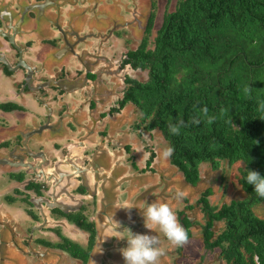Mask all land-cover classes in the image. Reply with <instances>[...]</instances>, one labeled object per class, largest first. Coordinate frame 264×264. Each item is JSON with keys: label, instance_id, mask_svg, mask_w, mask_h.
Wrapping results in <instances>:
<instances>
[{"label": "trees", "instance_id": "1", "mask_svg": "<svg viewBox=\"0 0 264 264\" xmlns=\"http://www.w3.org/2000/svg\"><path fill=\"white\" fill-rule=\"evenodd\" d=\"M154 19L152 12L145 36L123 58V66L146 71L147 78L125 77L119 108L132 104L139 114L137 128L160 132L174 148L170 163L193 186L201 180L203 164L214 170L223 161L243 164L239 182L246 197L214 205L209 187L194 204L186 198L178 218L189 240L192 226L198 223L187 210L200 208L204 246L220 250L219 264H256L254 257L264 264V216L256 211L264 198L245 179L249 170L264 176V109L260 107L264 103V0H180L175 10L165 13L151 42ZM246 86H251L250 95L244 93ZM204 107L214 117L213 123L207 117L198 125L190 123ZM0 108L22 107L0 104ZM181 119L185 123L180 134H170L169 122ZM155 157L153 152L148 166ZM65 216L89 232L87 246L68 237L56 243L41 241L87 264L96 241L95 224L82 211Z\"/></svg>", "mask_w": 264, "mask_h": 264}, {"label": "flooded vegetation", "instance_id": "2", "mask_svg": "<svg viewBox=\"0 0 264 264\" xmlns=\"http://www.w3.org/2000/svg\"><path fill=\"white\" fill-rule=\"evenodd\" d=\"M79 1L0 0V72L7 77L6 81L13 83L19 88L18 92L20 94L25 96L34 95L39 106L44 109L43 113H34L37 118L34 117V114L32 117L30 114H25L26 112L31 113V111H28L21 104L13 101L0 103L15 104L22 107L13 110L0 108V111H20L26 115L24 118H20L23 117L21 113L19 119L12 124H9L6 117L0 116V152L1 149H9V154H13V151L20 150L31 159L38 154L39 157L43 155L45 161L42 164L44 167L51 165L50 167L54 168V163L59 158L56 156L52 160L45 157L41 152L44 149L43 144L31 148L30 140L32 136L37 133L39 135L38 138H35V141H42L41 138L44 136L60 134L64 136V140L68 141V143L76 142L77 146L66 145L60 152L63 155V159L67 160L70 163L69 167H71V170L66 169L67 167L65 166L63 167L65 169L60 167L61 174H66L63 188H61V185L56 188L53 185V182L59 177V174H55L54 169L52 176L51 173L46 171V174H44V170L37 167L38 171L34 173V179L31 183L37 185L35 189L40 197H49L48 191L52 188L50 191L52 194L50 199L52 201L72 211L69 213L82 211L87 216L88 210H92L94 214L99 212L101 189L105 187L106 182L112 181L111 175L105 171L103 162H100L103 157L109 155V152L98 151V147L83 151L80 149V141H77L70 134V132L73 133L76 130L75 120L77 119V114H66V108L71 103H78V101L82 102L75 109L76 111H79L78 109L87 102L90 106L94 104L93 102L95 104L97 102L98 104L105 102L109 107L108 115L116 116L121 114L128 104L124 108H119V102L123 97V90L121 92L120 84L124 83L125 85V77L132 75L130 74L132 68L129 64L123 66V58L130 49L126 51L122 58L119 53V47L114 45L115 42H120V39H122L120 16L118 15L113 21L109 20L107 22L97 19L94 23L101 26V28L99 27L95 31L96 26L91 27L89 23L86 25L84 22L79 23L75 20V9H78L76 4H80L82 0ZM81 8L86 9L85 17L88 16L89 10H93L89 6H85V4ZM110 22L114 26L107 30L106 27L109 26ZM33 37L42 38L35 40ZM112 39L113 43H111ZM51 60L53 66L51 65ZM73 87H76V89L72 90L71 88ZM52 101L60 106L59 111H57V119L54 116L55 109L51 104ZM100 114L102 115V112ZM136 123L137 120L133 123H128L129 135H132L133 138L136 135L142 140L145 138L144 134L147 131L143 128H137ZM77 127L83 128L80 125ZM8 135L10 140L8 142L2 141ZM15 138L16 140L13 141ZM151 155L152 153L148 156V160ZM74 156L75 161L72 160ZM20 159H23V157H20ZM77 161L81 162V165H78ZM8 162V159L0 157V165L6 163L15 166H25L28 163L15 161L12 164ZM153 162L151 165H147L144 171H152ZM27 165L29 168L33 166L31 163ZM101 168L105 172H100ZM87 170H91L92 179L87 176ZM11 176L17 177L13 174ZM23 179L17 180L23 181ZM67 189H71V194L76 196V199L79 197L82 203L68 205L60 200L59 194L66 196ZM4 198L7 199H4L6 202H15V198L10 200V196ZM29 202L36 207V204L32 203L31 200ZM37 209L42 218L41 223H43L42 211L39 208ZM46 209L50 211V214H47L48 218L49 216L51 218L47 225L52 223L51 220L53 222H61L58 224V229L52 228V230L61 240L62 237H67L64 235L63 229L68 222L72 223L65 216L68 212L66 213L57 207L51 209L47 207ZM29 214L35 220H39L38 215L33 211H30ZM93 222L97 230V226H99L97 215ZM33 230L36 229L33 227Z\"/></svg>", "mask_w": 264, "mask_h": 264}, {"label": "rangeland", "instance_id": "3", "mask_svg": "<svg viewBox=\"0 0 264 264\" xmlns=\"http://www.w3.org/2000/svg\"><path fill=\"white\" fill-rule=\"evenodd\" d=\"M97 1L98 0H94L93 2L87 1L88 3L86 6H89L90 8L93 7L94 9L89 10L88 16L86 17V9L78 6V9H75L74 13L75 20L79 23L84 22L86 25L89 23L91 27L96 26L95 31H97L99 27L101 28V26L94 23L97 19L105 22L109 20L113 21L116 19V16L119 15L121 19L120 21L122 22V28L120 29L122 31V39H120V42H115L114 45L119 47V53L123 58L126 51L136 48L145 36L147 23L151 13H155L154 27L150 34V40L153 42L157 30L162 24L165 13L175 10L180 0H101V3L99 2L101 5L96 6V3H98ZM113 26L114 24L110 22L106 29L108 30ZM111 43H113V39ZM130 74L138 79L147 78V72L142 70L134 71L131 69ZM124 86V83L120 84L121 92ZM137 114L138 113L135 112L134 107L129 105L123 118V120L125 119L123 123L124 127H128L127 125L130 122L133 123L136 120L138 122L139 116ZM38 135L39 134L35 133V135L32 136L30 144L35 141V138H38ZM155 136L158 137L155 138L154 143L157 156L152 165L154 167L153 171L141 170L140 173L133 165H131L132 171L134 172V175H132L131 178H126L122 180V182L121 180L119 182H114V184H111L108 187L111 194H114L115 189L117 188L116 193L118 192L123 204L124 201L126 202L131 196L130 205H132V207L130 210L133 213H130L128 216H123L120 212L118 215L119 219L127 223L125 228H130L133 233L157 235L160 237V246L165 248L166 254L160 258L159 264L221 263L222 259L220 258V250L216 249L215 251H210L204 246L200 227V224L204 223V216L200 208L196 207L193 211L187 210L188 215L196 220L198 225L192 226L191 230L193 236L188 240V243L182 247H172L158 229H153V231L147 229L142 214L147 204L153 202H166L175 209L177 217H179L178 211L183 210L187 205L185 199L187 198L189 200V204H194L200 194L209 187L213 189V195L210 196V201L214 205H221L223 202H229L234 198L246 197V193L239 182L240 168L243 164L237 162L233 165H229L226 161H223L218 170L212 169L209 164H203L201 166V180L197 186H193L186 182L183 173L176 166L172 165L169 159L163 160L158 157V152L162 151L169 145L160 132L156 131ZM124 137H128V135ZM15 140L16 138L13 141ZM149 155L150 154H147V156ZM141 157L142 154L140 155V158ZM101 162H103L104 167L110 165V171L116 176V173H113V171L115 172L116 167L114 165L111 166L113 164L112 158L107 159L106 157H103ZM138 164L142 165L139 160ZM129 175L130 174H126V176ZM3 178L5 181L6 177ZM0 179L2 178L0 177ZM107 179H109V177H107ZM107 181L109 182V180ZM118 183L120 184L116 187L117 185L115 184ZM107 184L108 183L106 182V185ZM1 188L2 186L0 189ZM178 189L183 190L186 193V198L179 203L174 199L175 192ZM124 209L128 210L127 208ZM256 211L261 216H264V205L257 207ZM115 219H117V216H115ZM107 221L109 220L106 219L105 223H107ZM57 227L58 226H55L54 229ZM75 229L78 231V234H71V236L75 238L74 240L76 242L86 246V232H82V230L78 228ZM36 230L38 231L39 229ZM40 230H46L48 232L52 231L48 230V228L45 229V227H42ZM33 231L32 227L31 233H28V229H25L22 234L25 239L28 237L29 240H31ZM119 233L120 231L117 230L116 234L118 235ZM116 234L106 232L102 234L104 237L101 239L98 247L96 246L95 249H93L87 264H126L120 249L127 247V241L118 238L116 239ZM122 234L126 236L127 232H123ZM42 235L44 234L42 233ZM46 235L50 236V233H46ZM23 236L20 234L19 236L17 235V237H13L11 234L10 237L6 235L3 238V240L10 241L14 249H8L7 247L0 249V264H83L81 260L73 258L69 254L61 252L59 249L56 251L51 250L52 253L47 251L42 253L40 256L42 259L46 260L41 261L42 259L37 256V251L39 250L38 247L40 246L34 241L30 242L29 240V243L25 244L26 242L20 241ZM55 239L58 241L61 240L60 237Z\"/></svg>", "mask_w": 264, "mask_h": 264}, {"label": "crops", "instance_id": "4", "mask_svg": "<svg viewBox=\"0 0 264 264\" xmlns=\"http://www.w3.org/2000/svg\"><path fill=\"white\" fill-rule=\"evenodd\" d=\"M87 1L93 2L94 0H82V2L80 4L79 3L76 4V6L83 7V4H85L86 6L88 3ZM97 2L98 3H96V6L101 5L100 4L101 0H98ZM92 9L94 8L92 7ZM41 38L42 37H33V39L35 40H39ZM50 62L52 65V60ZM6 78L7 77L2 75L0 72V103H7V101H13L17 104H21L24 107H26L28 111L29 110L31 111V113L29 112L25 113V114H30L31 117L33 116L35 112L37 113L44 112V109H42V107L39 106L34 95L29 94L25 96L24 94H20V92H18L19 88L13 83L6 81L7 80ZM71 89L75 90L76 87H73ZM99 89L102 90L100 87ZM80 102L78 101V103L77 102L71 103L70 106L66 108V114L67 113L77 114L76 115L77 119L75 120V123L77 126L80 125L81 127H83V128H78L76 126L75 127L76 130L73 133L70 132V134L77 141H80V146H81L80 149L82 151L85 149H94L98 147L97 148L98 151L101 150L102 152L104 151L109 152V155H107L106 158L107 159L112 158L113 164L111 166L114 165L116 167L115 172L113 171V173H116L115 174L116 176H114L112 172L110 171L111 170V168H109L110 165L105 166V171L106 173L111 175L112 181H110L107 185H105L104 188L101 189L102 191L100 193V199L98 198L99 199V207H98L99 212H97V214H94L92 210L87 211V216L90 221L93 222L94 219L96 218V215L99 219V226H97L98 231H97V239H96V245H95V247L96 246L98 247V244H100L101 239L104 237L102 236L103 233L106 232L110 234H116L117 230L123 231V229L127 226V223L119 219L118 215L120 214V212L122 213L123 216H128L130 213H133L130 209L126 210L122 208V207H125L126 205L127 207H130V208L132 207V205H130L131 196L128 198L126 202L124 201V204H123L122 200L120 199L118 195V192L116 193L117 190L115 189L114 194H111L108 187L111 184H114V182H119L120 180L122 182V180L126 178H131V176L134 175L131 165H133L135 169H137V171L141 173V170L143 171L145 167L148 165L147 154H150L153 152L156 153V150H155L156 146L154 143H155V138H158V137L155 136L156 131L153 133H150L147 131L144 134L145 138L142 140L136 135L134 138L132 137V135H129L128 127H124L123 125L125 121V119L123 120V118H124V113L128 109V106L129 105L133 106L130 103L122 110L121 114L116 115V116H110L107 114L109 112V107L107 106V104H105V102L104 103L101 102L98 104V102L96 101L97 104L93 102L94 104L92 106H90V104L87 102L86 104L83 105V107L78 109L79 111H76L75 109L79 106ZM51 104L55 109L54 116L57 119L58 118L57 111H59L60 106L55 104L54 101H52ZM101 112H102V115L100 114ZM21 113L22 112L20 111H15V112L0 111V116L6 117L7 121H9V124H12L16 122L17 119H19ZM22 114H23V117H20V118H24V116H26L24 115V113ZM105 115L107 116L103 117ZM137 115L139 116V114ZM34 117H37V116L34 114ZM126 135H128V137H124ZM41 139L42 141L37 140L38 142L35 141V143L31 144L30 145L31 148H33V146L43 144L44 149H42L41 152L45 155V157L52 159V160L55 159L56 156L59 159H63V155L60 152L62 148H64L66 145L77 146L76 142L68 143V141H65L64 136L60 134H52L48 137L44 136ZM9 140H10L9 135L2 139V141H6V142H8ZM8 150L9 149H5V150L1 149V153H0V157L6 158L9 160L8 163L14 164L15 161H19L20 163L24 161L25 163L26 162L31 163L33 166L29 168L23 165L15 166V165L6 164V163H3L0 165V173H1L0 177L2 178L0 179V184L2 186V188L0 189V229H1L0 249L5 248V247H7L8 249L10 248L14 249L10 241L3 240V238L6 235L8 237H10L11 234L13 237H17V235L19 236L20 234L23 236L22 233L25 231V229H28V233H31V228L35 227L37 224H40L42 222L41 220L42 218L40 217V213L38 212L37 207L32 206L31 202H29L30 200L40 197L35 189L37 185L33 187H27V186L34 179L33 178L35 175L34 173H37L38 171L37 167H40L47 173H51V174L53 173V168L50 167L51 165L48 167L46 166L44 167V165L42 164V162L45 161L43 159L44 157L43 155H41L42 157L41 156L39 157L38 156L39 154H38L33 159H31L30 157L26 156L24 152H21L20 150L13 151L14 153L13 152L12 153L14 155L9 154L10 152ZM141 154H142V157L140 158ZM20 157H23V159H20ZM72 160L75 161V156L72 157ZM138 160L139 162H141L142 165L138 164ZM65 161L66 162L61 166L62 169H65L63 168L65 166L67 167L66 169L71 170V167H69L70 163L67 162V160ZM77 164L81 165V162L77 161ZM101 171L105 172L102 168L100 169V172ZM12 174L15 176L22 175L24 177L23 181L17 180L19 179L17 177H14V176L12 177L11 176ZM126 174L127 175L130 174V175L126 176ZM87 176L89 177V179L93 178V174L91 173V170H87ZM3 177H6L5 181ZM65 178H66L65 173L59 174V177L56 178L57 180L53 182L54 187L56 188L58 185H61V188H63L65 184V181H64ZM71 178L73 177L71 176ZM120 183L115 184V185L118 186ZM67 190H66L67 192L66 196L62 195L61 193L59 194L60 200L64 201V203L68 205L82 203L79 200V197L76 199V196L71 194V189H67ZM7 196L14 197L15 202L13 203L6 202L5 200L7 199H5L4 197H7ZM107 207H110V208H107ZM30 211H33L36 215H38L39 220H35L32 217V215L29 214ZM44 212L48 215L50 214V211L48 209H44ZM69 212H72V211H69ZM115 216H117V219H115ZM49 219H51L50 216H49ZM106 219L109 220L107 221V223H105ZM51 221L52 223H50V225L45 226V229L48 228V230H52V228H55V226H58V223L53 222V220ZM75 228L82 230V232L83 231L86 232L87 244H88L89 232L79 228L73 223L68 222L67 225H65V228L63 229L64 235H66L67 237L75 241L74 240L75 238L71 236V234H74V235L78 234V231ZM52 231L48 232L46 230L45 231L34 230L31 240H29L28 237H26L25 239V237L23 236L20 239V241L26 242L25 244H28L29 241L30 242L34 241L36 244H38L40 247H38L39 253L36 250L37 256H39L40 259H42V257L40 256L42 253H45L46 251L52 253L51 250L56 251L58 248L49 247L43 244L41 240H46L52 243L61 241V240L58 241L55 239V238H58L59 236L54 231L53 232ZM42 233L44 235H42ZM46 233H50V236H48L49 234L46 235ZM59 250L63 253L65 252L66 254H69L64 250H61V249ZM45 260L46 259H42L41 261H45Z\"/></svg>", "mask_w": 264, "mask_h": 264}, {"label": "clouds", "instance_id": "5", "mask_svg": "<svg viewBox=\"0 0 264 264\" xmlns=\"http://www.w3.org/2000/svg\"><path fill=\"white\" fill-rule=\"evenodd\" d=\"M244 93L250 95L251 86H246ZM260 107L264 109V103ZM202 117H207L209 124L214 121V117H209L208 109L204 107L191 118L190 123L198 125ZM184 123L182 119L175 124L169 122L168 129L170 134L179 135ZM173 153L174 148L168 146L158 152V157L163 160H168ZM245 179L249 185L254 186V192L257 196L264 198V176H261L257 171L249 170ZM184 198H186V193L183 190H176L174 199L179 203ZM122 208L131 209L127 206ZM142 216L145 227L151 231L158 229L172 247H182L188 243V233L180 223L175 209L169 203L153 202L147 204ZM123 232H127V235L124 236L122 234ZM115 238L127 241V247L120 249L126 264H159L160 258L166 254L165 248L160 246V237L157 235L136 234L130 228H125ZM254 259L256 260V264H259V258L254 257Z\"/></svg>", "mask_w": 264, "mask_h": 264}, {"label": "water", "instance_id": "6", "mask_svg": "<svg viewBox=\"0 0 264 264\" xmlns=\"http://www.w3.org/2000/svg\"><path fill=\"white\" fill-rule=\"evenodd\" d=\"M65 159H58L55 163H54V171H55V174H61V170H60V167L65 163ZM30 165V163H27ZM25 164L26 167H28V165ZM76 167V165H75ZM43 170V169H42ZM44 174L45 171H44ZM52 176H53V173H52ZM52 189V188H51ZM51 189L48 191V196L49 197H45V196H41V197H38V198H35L32 201V203L36 204V207L39 208L41 211H42V216H43V223H41L39 226L37 227H34V229H41L42 227H44L45 225H47L49 223V218L47 216V214L44 212V209H46L47 207H49V209L51 208H54V207H57V208H60L61 210H63L64 212H69L70 210L68 208H66L65 206L61 205V204H58V203H55L54 201H52L50 199V197L52 198V194H51ZM37 203L39 204V206H37ZM55 223H61L59 221L55 222Z\"/></svg>", "mask_w": 264, "mask_h": 264}]
</instances>
